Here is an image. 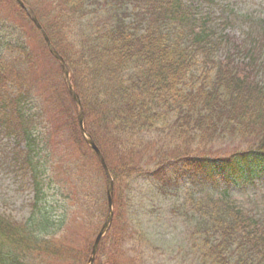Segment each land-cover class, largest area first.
Listing matches in <instances>:
<instances>
[{
    "label": "trees",
    "instance_id": "trees-1",
    "mask_svg": "<svg viewBox=\"0 0 264 264\" xmlns=\"http://www.w3.org/2000/svg\"><path fill=\"white\" fill-rule=\"evenodd\" d=\"M22 1L66 62L113 180L92 264H165L133 217L134 183L178 191L185 174L208 187L188 191L191 258L264 264V19L239 38L225 32L236 21L222 5L216 21L214 0ZM0 135L29 192L25 215L0 210V264H87L108 212L105 174L58 62L15 0H0Z\"/></svg>",
    "mask_w": 264,
    "mask_h": 264
},
{
    "label": "rangeland",
    "instance_id": "rangeland-1",
    "mask_svg": "<svg viewBox=\"0 0 264 264\" xmlns=\"http://www.w3.org/2000/svg\"><path fill=\"white\" fill-rule=\"evenodd\" d=\"M225 5V12L235 19V23H227L226 30L234 36H243L244 32L250 27L252 19H264V0H217ZM95 4H92L93 7ZM214 11L217 13L222 8L214 4ZM218 7V8H217ZM98 15H106L99 13ZM97 15V16H98ZM78 25H74L77 30ZM253 34H257L258 27H253ZM80 32L76 33L79 40ZM6 141L0 140V159L5 156L8 149L5 147ZM0 163V210L16 217L25 215L23 200L28 195V190L23 184L17 181L16 175L8 163L9 157L2 159ZM6 160V161H4ZM185 181V176L182 177ZM154 181L149 179L140 180L135 186L133 210L136 215L134 219L147 230L151 235V243L158 252H163L167 259L165 264H200L199 258L192 259L190 234L194 231V223L197 217L190 211V194L197 196L203 193L208 187L192 176L188 183L184 185V190H171L160 193L158 188L153 185ZM201 186L195 187V186ZM213 191V190H210ZM248 196V194H247ZM133 220V219H132ZM162 258V256H158ZM155 264V263H154Z\"/></svg>",
    "mask_w": 264,
    "mask_h": 264
},
{
    "label": "water",
    "instance_id": "water-1",
    "mask_svg": "<svg viewBox=\"0 0 264 264\" xmlns=\"http://www.w3.org/2000/svg\"><path fill=\"white\" fill-rule=\"evenodd\" d=\"M21 6L24 7V5H22V4H21ZM24 8H25L27 14H28V15L32 18V20L35 22V24L38 25V23H37V21H36L34 15H33V13H32V11H31L29 8H27V7H24ZM49 47H50L51 52H52V53H53L58 59H60V57L54 52V50L52 49V47H51V46H49ZM60 60H61V59H60ZM61 61H62V60H61ZM62 67H63V73H64V76H65V78L67 79V69H66V67H65V65H64L63 62H62ZM72 96L74 97V99H75V101L77 102L78 107H79L78 119H79L80 127H81V129H82V114H81L80 103H79L78 97H77L74 93H72ZM82 131H83V129H82ZM86 141H87L90 145L93 146V143H92V141H91L89 138H87ZM93 147H94V146H93ZM100 160H101V162L103 163V160H102L101 157H100ZM103 165H104V164H103ZM104 169H105L106 176H107V197H108V204H109V214H108L106 220L104 221V223H103V225H102V227H101L99 233H98L97 236L95 237V240H94L93 245H92L91 255H90L89 259H88V264H90V263L92 262L93 255H94V253H95V251H96V247H97V244H98L99 238L102 236V234H103V233L105 232V230L107 229V227H108V225H109V222H110V218H111V189H112V180H111L110 175L108 174V172H107L105 166H104Z\"/></svg>",
    "mask_w": 264,
    "mask_h": 264
}]
</instances>
